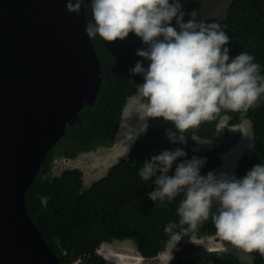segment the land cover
<instances>
[{"label":"trees","instance_id":"1","mask_svg":"<svg viewBox=\"0 0 264 264\" xmlns=\"http://www.w3.org/2000/svg\"><path fill=\"white\" fill-rule=\"evenodd\" d=\"M181 4L187 21L191 18L188 14L196 11L198 3L181 0ZM85 10L89 23L93 22L89 0H86ZM215 22L224 26L230 37V58L242 51L249 52L260 64V74L264 75V0H231L225 15ZM172 24L175 26V19ZM92 41L102 68L97 100L82 108L68 122L64 136L47 152L39 174L26 191L27 210L46 242L60 257L61 264H119L109 260L99 249L105 242L125 239L134 240L144 258H156L170 243L164 227L169 221H179L176 209L183 194L164 205L155 203L147 193L156 185L152 181H143L138 176V169L153 155L181 147L187 153V159L194 156L206 158L202 175L209 171L218 173L222 153L231 145L216 144L202 151L195 146L197 138H214L221 119L227 116L230 126L243 120L251 123L253 144L240 159L235 172L238 178H242L253 166L264 163V94L247 111L222 109L214 119L186 130V144L172 143L168 139L166 130L176 131L171 122L148 118L147 126L138 135L129 156L112 164L105 176L85 186L84 172L78 167L51 175L55 159L58 156L76 158L81 153L114 145L127 102L143 83V77L132 75L129 69L138 61L145 67L148 63L136 54L138 49L147 46L134 33L123 41L108 42L99 36ZM183 159L178 158L170 175L174 174L175 164ZM194 235L216 236L225 246L234 247L217 234L209 218L183 232L176 248ZM251 254L252 264H264V256L259 252ZM205 263L241 264V261L234 253L218 249L205 251L198 257L181 258L173 264Z\"/></svg>","mask_w":264,"mask_h":264},{"label":"clouds","instance_id":"2","mask_svg":"<svg viewBox=\"0 0 264 264\" xmlns=\"http://www.w3.org/2000/svg\"><path fill=\"white\" fill-rule=\"evenodd\" d=\"M85 3L69 0L66 10L79 16ZM89 3L93 22L87 26V38L123 41L134 33L147 46L136 53L148 62L147 67L138 61L129 72L143 77L138 94L146 116L174 125L176 131L166 130L172 143L186 144V130L214 119L222 109L247 111L264 94V75L254 55L242 51L230 58V37L224 26L198 20L196 11L185 21L181 0ZM235 146L228 150L232 152ZM186 157L181 147L164 150L138 169L143 181L156 185L147 193L155 203L164 205L183 194L176 209L179 221H169L164 227L170 242L176 245L183 232L211 218L221 238L245 252L264 256V163L238 178L235 172L242 157L233 174L209 171L206 175L201 174L205 157ZM178 158L185 159L175 164L170 175Z\"/></svg>","mask_w":264,"mask_h":264},{"label":"water","instance_id":"3","mask_svg":"<svg viewBox=\"0 0 264 264\" xmlns=\"http://www.w3.org/2000/svg\"><path fill=\"white\" fill-rule=\"evenodd\" d=\"M68 3L0 0V264H61L27 210L26 191L101 87L85 5L74 16Z\"/></svg>","mask_w":264,"mask_h":264},{"label":"rangeland","instance_id":"4","mask_svg":"<svg viewBox=\"0 0 264 264\" xmlns=\"http://www.w3.org/2000/svg\"><path fill=\"white\" fill-rule=\"evenodd\" d=\"M187 1H196L198 3V7L196 9L198 20L211 23L219 20L225 15L226 9L228 8L231 0ZM131 102L132 100L125 107L124 118L122 117V126L116 138V145L113 149L115 153L113 155L108 152L109 149L107 147L102 146L96 151L81 153L76 158L58 156L54 161L51 175H57L66 168L78 167L84 172L85 186H89L93 181L105 176L112 164L116 163L121 158L128 157L138 135L145 130L148 122L145 106L140 108V104H138V107L133 109L134 116L132 118V122L131 119L128 120ZM145 118L146 120H144ZM221 143L236 146L232 152L230 149L222 153L223 164L221 165V168H219L217 174L221 172L233 174L238 160L253 144V132L250 121L244 120L241 124L230 126L228 124V117L225 116L220 121L216 136L212 139L197 138V144L195 148L199 151H202ZM228 159H230L229 162ZM230 166L233 167L231 168ZM229 171L232 172L230 173ZM218 249L234 253L240 259L241 264L253 263V255L251 253L245 252L243 249L236 246H225L223 242L216 236L197 237L194 235L184 240V243L180 248H176L174 243L170 242L167 248L158 257L152 259L144 258L139 253L135 241L131 239L105 242V244L101 245L99 251L109 260L114 262L116 261L117 263L121 262L120 264H173L178 259L189 258L193 256L198 257L201 256L205 251ZM119 252L124 253L122 254L123 258ZM127 253L130 254L128 255Z\"/></svg>","mask_w":264,"mask_h":264},{"label":"crops","instance_id":"5","mask_svg":"<svg viewBox=\"0 0 264 264\" xmlns=\"http://www.w3.org/2000/svg\"><path fill=\"white\" fill-rule=\"evenodd\" d=\"M132 100V102H131V106H130V113H129V115H128V120H130L131 119V122H132V118H133V116H134V114H133V109H135V107H138V104H140V108H142V106L144 107V102H143V98L138 94V92L135 94V95H133L132 97H130L129 98V100H128V103H127V105L129 104V102ZM125 112V111H124ZM123 118H124V113H123ZM122 118V119H123ZM123 121V120H122ZM131 122H130V124H131ZM121 126H122V122H121ZM121 126H120V128H121ZM120 128H119V131H120ZM119 131H118V133H119ZM118 133H117V135H118ZM117 135H116V137H115V142H114V145L112 146V147H107L108 149H109V153L110 154H114L115 152L113 151V149H114V147H115V145H116V138H117ZM92 152V151H91ZM86 153H88V152H86ZM111 155V156H112ZM90 186V185H89Z\"/></svg>","mask_w":264,"mask_h":264},{"label":"bare ground","instance_id":"6","mask_svg":"<svg viewBox=\"0 0 264 264\" xmlns=\"http://www.w3.org/2000/svg\"><path fill=\"white\" fill-rule=\"evenodd\" d=\"M144 120H146V118H145ZM142 124H143V123H142ZM231 130H232V129H231ZM130 147H131V146H130ZM230 157H231V156H230ZM235 157H236V156H235ZM230 159H232V158H230ZM230 159H228V162H229ZM233 159H234V157H233ZM233 159H232V160H233ZM226 160H227V159H226ZM114 161H115V160H114ZM231 162H232V161H231ZM226 164L229 165L228 163H226ZM231 165H232V164H231ZM234 165H235V164H234ZM230 167H231V166H230ZM230 167H229V168H230ZM232 167H233V166H232ZM232 167H231V168H232ZM231 168H230V169H231ZM107 172H108V171H107ZM229 172H230V171H229ZM231 172H232V171H231ZM231 172H230V173H231ZM121 247H122V246H121ZM124 247H125V246H124ZM128 247H129V246H128ZM115 248H116V247H115ZM116 249H117V248H116ZM128 249H131V248H128ZM124 250H125V249H124ZM119 251H120V250H119ZM124 252H125V251H124ZM119 254L122 255V254H124V253H120V252H119ZM127 254H128V253H127ZM129 254H130V253H129ZM129 254H128V255H129ZM122 258H123V255H122ZM126 258H127V257H126ZM120 260H121V259H120ZM115 262H116V261H115ZM120 263H121V262H120ZM120 263H119V264H120ZM122 264H123V263H122Z\"/></svg>","mask_w":264,"mask_h":264}]
</instances>
